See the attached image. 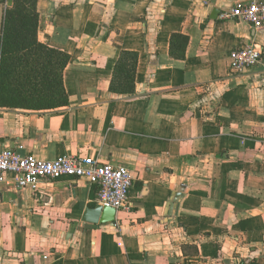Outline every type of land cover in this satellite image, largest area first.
I'll use <instances>...</instances> for the list:
<instances>
[{"label":"crops","instance_id":"obj_1","mask_svg":"<svg viewBox=\"0 0 264 264\" xmlns=\"http://www.w3.org/2000/svg\"><path fill=\"white\" fill-rule=\"evenodd\" d=\"M250 1H37L38 41L69 56V105L0 107V151L123 165L132 211L87 224L84 180L4 185L0 264H264V28L222 18ZM250 43L260 65L234 74Z\"/></svg>","mask_w":264,"mask_h":264},{"label":"built area","instance_id":"obj_2","mask_svg":"<svg viewBox=\"0 0 264 264\" xmlns=\"http://www.w3.org/2000/svg\"><path fill=\"white\" fill-rule=\"evenodd\" d=\"M222 18L248 24L253 30L264 28V2L235 3ZM234 74L254 70L262 61V52L255 44L233 50L229 57ZM22 146L0 151V188L13 185L17 190L37 192L42 184L63 179L84 180L97 190V203L103 208L132 211L130 194L134 177L123 165L101 163L98 159L63 156L42 161L33 155H22Z\"/></svg>","mask_w":264,"mask_h":264},{"label":"trees","instance_id":"obj_3","mask_svg":"<svg viewBox=\"0 0 264 264\" xmlns=\"http://www.w3.org/2000/svg\"><path fill=\"white\" fill-rule=\"evenodd\" d=\"M38 0H14L3 18L0 48V107L34 111L69 105L62 83V71L69 56L51 50L38 41ZM7 0H0L6 4ZM178 51L171 54L184 58L188 39L174 36ZM136 59L138 55L125 53ZM119 68V67H118Z\"/></svg>","mask_w":264,"mask_h":264},{"label":"water","instance_id":"obj_4","mask_svg":"<svg viewBox=\"0 0 264 264\" xmlns=\"http://www.w3.org/2000/svg\"><path fill=\"white\" fill-rule=\"evenodd\" d=\"M13 2L14 0H7V6L11 7ZM116 215L117 212L114 209L103 208L97 205L94 208H87L82 220L92 225L113 224L116 221Z\"/></svg>","mask_w":264,"mask_h":264}]
</instances>
